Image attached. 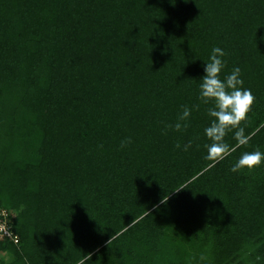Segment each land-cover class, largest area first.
<instances>
[{
    "label": "trees",
    "instance_id": "16d2710c",
    "mask_svg": "<svg viewBox=\"0 0 264 264\" xmlns=\"http://www.w3.org/2000/svg\"><path fill=\"white\" fill-rule=\"evenodd\" d=\"M213 47L255 97L219 162L199 99ZM182 106L188 127L165 130ZM255 150L264 0H0V264H264V162L230 171Z\"/></svg>",
    "mask_w": 264,
    "mask_h": 264
},
{
    "label": "clouds",
    "instance_id": "9594fccd",
    "mask_svg": "<svg viewBox=\"0 0 264 264\" xmlns=\"http://www.w3.org/2000/svg\"><path fill=\"white\" fill-rule=\"evenodd\" d=\"M225 52L219 47H213L209 61L205 63L204 75L199 85V99L204 104H213L208 108V115L212 118L211 123L204 129V134L211 143H206L204 148L207 150L205 159L219 162L229 156L236 150V147L246 145L251 135H246L241 123L247 119L248 113L251 111L255 102V97L250 89L242 87L243 80L240 78L241 70L235 67L231 74L227 75L223 80L220 78V72L224 68V62L221 57ZM199 107L198 105L196 106ZM191 115V109L182 106V112L178 116L174 125H165V130L172 128L175 131H181L188 127L187 120ZM235 129L234 139L236 145L230 147L224 142V137L231 130ZM131 140L127 139L121 142V147L130 144ZM191 146V141L183 146V150L187 151ZM176 148L181 145L177 143ZM264 162V152L255 150L252 152H244L237 162L230 169L232 172H238L243 168L249 170L258 167ZM214 166V165H210ZM162 203L166 201H161ZM110 241V240H109ZM108 241V243H109ZM203 259V257H201ZM91 259V254L84 255L78 264H86Z\"/></svg>",
    "mask_w": 264,
    "mask_h": 264
},
{
    "label": "built area",
    "instance_id": "2783aa9c",
    "mask_svg": "<svg viewBox=\"0 0 264 264\" xmlns=\"http://www.w3.org/2000/svg\"><path fill=\"white\" fill-rule=\"evenodd\" d=\"M7 213H4V210H0V238L7 236L9 238L14 239L15 236L11 234L9 230V225L6 221Z\"/></svg>",
    "mask_w": 264,
    "mask_h": 264
},
{
    "label": "rangeland",
    "instance_id": "374dc122",
    "mask_svg": "<svg viewBox=\"0 0 264 264\" xmlns=\"http://www.w3.org/2000/svg\"><path fill=\"white\" fill-rule=\"evenodd\" d=\"M3 210V209H2ZM4 213H9V212H7V211H5L4 210ZM8 215V214H7ZM1 255H3V258L5 259V260H8L9 259V256L7 255V254H1Z\"/></svg>",
    "mask_w": 264,
    "mask_h": 264
}]
</instances>
